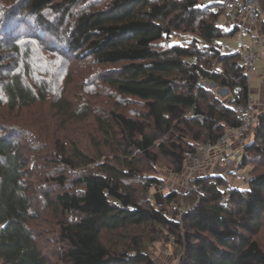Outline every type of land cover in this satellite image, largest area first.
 <instances>
[{
    "label": "trees",
    "instance_id": "obj_1",
    "mask_svg": "<svg viewBox=\"0 0 264 264\" xmlns=\"http://www.w3.org/2000/svg\"><path fill=\"white\" fill-rule=\"evenodd\" d=\"M257 1L264 38V0ZM19 5L23 17L35 19L65 49L41 46L36 60L15 42L2 49L6 101L0 96V112L46 100L49 86H38L37 72L53 63L59 84L67 78L65 88L74 92L85 91L96 70L109 101L92 98L80 106L73 96L55 99L64 121L58 128L35 130L36 155L25 156L17 142L0 133V263L46 264L29 227V173L48 156L62 173L54 177L62 190L54 200L46 195L64 216L61 264H156L151 247L163 231L180 250L175 264H264V105L244 147L241 167H251L248 188L209 174L193 178L200 193L171 190L159 205L151 194L165 180L156 166L166 163L182 175L197 142L215 143L227 128L242 123L234 105L248 104L251 83L242 51L230 52L224 44L239 29L223 26V5L205 0H21ZM182 32H191L192 39L173 41ZM62 58L68 61L61 69ZM70 60H75L71 67L83 68L69 67L67 75ZM4 63H11L6 76ZM208 83L228 89L230 100ZM115 98L139 107L128 112ZM98 105L111 108L89 117ZM71 120L91 121L90 134L74 139ZM181 200L185 212L174 219L169 210ZM109 236L125 242L113 245L106 242Z\"/></svg>",
    "mask_w": 264,
    "mask_h": 264
},
{
    "label": "rangeland",
    "instance_id": "obj_2",
    "mask_svg": "<svg viewBox=\"0 0 264 264\" xmlns=\"http://www.w3.org/2000/svg\"><path fill=\"white\" fill-rule=\"evenodd\" d=\"M20 2L21 0H0V51H3L2 49L10 46L11 42H15L22 48L24 53L32 55L33 57H35L34 60H36L38 59L39 54L38 49L41 46L51 48L52 44H56L60 47V49L64 48V45H61L58 39L47 35L45 29L41 27V24H39L35 19L23 17V15H21L24 14L25 11H23L24 9L19 8ZM19 15L20 18L18 17ZM51 17L53 18V16ZM257 25L260 26V22ZM225 28L228 29L227 27ZM257 31L258 30L256 29L255 34L251 36V39L250 34L246 32L245 39L247 41L252 40L253 43H255L259 39ZM175 35L176 36L173 37V41H189L193 37L191 32H182L180 34L176 33ZM239 42H241V32L238 31L235 36L228 37L226 41H224V44L228 47V50L235 51L240 48ZM29 47H35L37 48V50L35 49L32 52V49H29ZM255 48L260 51L258 46H256ZM64 51L60 50V52ZM42 56L44 55H41V57ZM67 61L68 59L62 58L61 69L65 64H67ZM74 62L75 60H70L71 64L67 69L64 70V72L69 71V67H71ZM10 64L4 63L3 66H6L7 68L4 69L2 76H6ZM34 67L36 68V65H34ZM78 67L83 68V66L81 65L73 66L71 68L76 70L78 69ZM96 74L97 71H93V73L91 74L92 76L87 78V80L85 81L87 83H91V85L85 86V91L81 88H77L75 90V92H77L76 97L74 96L75 92L73 91L72 86L67 85L65 88L67 78H62L59 84V73L56 70V64H44L43 70L40 73L37 72V84L40 87L47 84L49 86L47 88L48 90H50L49 96L46 100H39L31 106L16 108L14 110H11L10 108L2 109V111L0 112L1 135L7 138H12L15 142H17L25 156L30 155V152H34V154L36 155V153H39L40 149H35L36 146H38L39 148V145L37 141L32 140L35 137V130L40 126H52L53 128H58V126L60 127V124H62L64 121V118L58 115V110L53 106V102L55 99H60L64 96L66 98H68L69 96H73L75 100L81 99L78 103L80 106L81 104L84 105L87 100H92V98H97L98 100H100V98H104L105 101H109V97L107 96L108 94H106L104 87H101V81L97 78ZM44 75H46L48 79L42 80ZM263 75L264 48L261 51V57L258 61V71L252 75V78L250 80V87L252 88L251 96L253 100H256L260 96L259 92L262 88L260 81L263 79ZM208 86L213 87L217 95L223 100H230L228 89L216 87L212 83H208ZM0 96L2 97V100L6 101V96L3 94L1 85ZM115 100H118V102H120L121 105L124 106L126 110H128V112L129 110H136L139 107L137 106V104H134L132 102L125 105V101L123 98H115ZM110 108L111 105H98L94 109H92L94 112L90 114L89 117L92 118L97 114L103 113L101 111H105L106 114ZM73 121L75 122L72 124L71 122ZM90 122L91 121L86 122L76 120H71L70 122H68L72 126L74 139L77 138V140L79 141L90 134ZM33 124L35 125L33 126ZM45 133L47 132L45 131ZM32 168L34 169L29 173V178H31L29 181V193L32 195L31 212L33 218L29 221V227L37 238L36 240L38 241L43 252L46 264H61L64 243L61 240L59 227L64 216L61 213L58 214V212H56L51 206V203H49L51 201L46 199V195H49L54 200L57 193L62 190V187L59 185L57 179L54 178L59 174H62L59 173L60 166L55 163L51 157L45 156L44 158H41V161L38 164V168L35 166ZM250 168V166L240 168L239 172H236V174H228L226 178L228 179L229 183L234 186H238L240 188H248L249 182L242 181L240 179V174L249 175L251 171ZM155 173L163 180H168L171 183L172 188H177L178 191L185 194L186 189L184 187H181L180 184H176V182L173 181L174 173H172L170 168L167 167L166 163L165 166L163 164L156 166ZM68 175L71 176V173H69ZM195 176H197L196 171L194 172L192 177L194 178ZM181 177L183 178V174L178 178ZM72 180L73 175L68 180L70 182L68 184L69 188H72ZM31 183L33 185H31ZM134 184L139 186L137 182H134ZM151 194L153 196L154 202L158 203V205L163 201V196L161 195V193H155L154 187L151 189ZM178 203H182V200ZM184 205L185 203H182L181 207ZM171 216H174V219H181L182 215L179 213L175 215L172 214ZM160 237L161 240L151 247V252L152 250H154L153 260L156 264H175L176 262H178L181 254L178 246L173 242L172 235L168 231H163L160 233ZM260 239L261 242L264 243V230L262 231ZM107 241L110 243L113 242V245H118L120 243H124L125 238H123L122 236H109L106 238V242Z\"/></svg>",
    "mask_w": 264,
    "mask_h": 264
},
{
    "label": "built area",
    "instance_id": "obj_3",
    "mask_svg": "<svg viewBox=\"0 0 264 264\" xmlns=\"http://www.w3.org/2000/svg\"><path fill=\"white\" fill-rule=\"evenodd\" d=\"M210 3H220L224 7L225 22L224 27L231 28L237 26L241 32L240 48L242 51V62L247 70V77L250 81L252 75L258 71V61L261 57V51L264 48V41L262 36H258V40L253 43L252 40L245 39V33L251 36L255 34L254 28L262 18V9L257 0H205ZM255 46L260 48V51L255 49ZM234 52V50H229ZM236 51V50H235ZM242 116V123L237 127H229L214 142H197V151L195 153L188 152V164L186 173H183V178H178L181 175L174 174L173 181L180 184L186 191H194L200 193L201 186L193 181L192 175L196 171L197 176L219 174L227 177L228 174L239 172L244 158V147L248 139L252 137V129L257 122L258 112L260 109L256 107L255 100L250 95L248 104L242 107L234 105ZM188 172V173H187ZM242 181H248L249 176L240 174ZM155 193L164 194L169 193L171 190H178L172 188L168 180L157 184L154 187ZM222 202H226V198H222ZM170 214H183L185 209L178 204H172ZM174 218V216H172Z\"/></svg>",
    "mask_w": 264,
    "mask_h": 264
},
{
    "label": "crops",
    "instance_id": "obj_4",
    "mask_svg": "<svg viewBox=\"0 0 264 264\" xmlns=\"http://www.w3.org/2000/svg\"><path fill=\"white\" fill-rule=\"evenodd\" d=\"M224 22H225V20H224ZM224 22H223V24H224ZM234 24H231V28H233L234 26H233ZM228 29H230V28H228ZM256 29L258 30L257 32H258V35H260V37L262 36L263 37V35H262V31H261V27L259 26V25H257L256 26ZM255 28H254V31L253 32H255V30H256ZM256 47V46H255ZM256 49V48H255ZM260 49V48H259ZM257 50V49H256ZM256 73V72H255ZM263 77V79L260 81V83H261V85H262V88H261V91L259 92V94H260V96H259V98H257L256 100H255V104H256V107L257 108H259V109H262V107H263V105H264V75L262 76ZM251 93H252V88H251Z\"/></svg>",
    "mask_w": 264,
    "mask_h": 264
}]
</instances>
